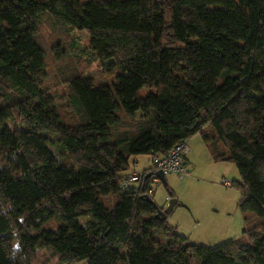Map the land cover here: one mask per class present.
I'll use <instances>...</instances> for the list:
<instances>
[{"label":"trees","instance_id":"16d2710c","mask_svg":"<svg viewBox=\"0 0 264 264\" xmlns=\"http://www.w3.org/2000/svg\"><path fill=\"white\" fill-rule=\"evenodd\" d=\"M42 16L84 31L113 79L58 68L68 119L45 85ZM195 134L239 172L245 239L192 242L149 177L120 186L131 157ZM39 250L62 264H264V0H0V264Z\"/></svg>","mask_w":264,"mask_h":264},{"label":"rangeland","instance_id":"374dc122","mask_svg":"<svg viewBox=\"0 0 264 264\" xmlns=\"http://www.w3.org/2000/svg\"><path fill=\"white\" fill-rule=\"evenodd\" d=\"M37 39L49 54L46 59L48 78L45 85L48 86L49 93L54 95L64 119L69 118L71 107L67 99L66 86L59 82L58 68L74 67L80 74L89 77L95 85L104 79L112 82L113 79L103 73V68L98 62H89L92 43L84 31L79 29L57 30L49 17L42 16ZM70 41L75 44L74 47L69 48ZM60 45L67 50V55L61 63L53 61L50 56L52 46L58 49ZM140 94L144 95L145 91L141 89ZM188 141L191 152L186 165L188 164L190 176L180 178L174 173L164 175L167 188L173 192L177 201L167 215L166 222L174 226L177 233L201 245H217L239 237L245 239L242 234L243 215L238 208L240 176L235 164L229 161L214 160L200 134L191 136ZM150 164L148 154L131 157L128 172H143L150 168ZM225 182L231 184L225 185ZM152 190L155 204L160 208L166 207L168 195L165 186L160 182L152 185ZM84 221V218H78L80 224ZM251 222L253 223L254 219ZM33 264L62 263L50 257L46 251L39 250ZM69 264H87V261H75Z\"/></svg>","mask_w":264,"mask_h":264},{"label":"built area","instance_id":"2783aa9c","mask_svg":"<svg viewBox=\"0 0 264 264\" xmlns=\"http://www.w3.org/2000/svg\"><path fill=\"white\" fill-rule=\"evenodd\" d=\"M189 153V147L186 141L176 144L169 152L166 154H160L158 152H153L150 154V171L160 170L165 173H174L180 178L188 176L189 172L186 168V156ZM144 172L130 171L126 173L120 180V186L122 189L129 190L132 187H139L141 182L144 180ZM150 182L148 185L147 192L152 194V185H157L160 183V180L151 175ZM225 185H230V182H225ZM168 200V197L166 198Z\"/></svg>","mask_w":264,"mask_h":264},{"label":"water","instance_id":"95a60500","mask_svg":"<svg viewBox=\"0 0 264 264\" xmlns=\"http://www.w3.org/2000/svg\"><path fill=\"white\" fill-rule=\"evenodd\" d=\"M151 175L156 176L163 185L166 184L165 179H164V174L162 171H160V170L150 171V172L145 174L144 179H147ZM176 202L177 201L175 198L168 200L166 207H164L163 210H161L159 212V213H161L162 217H165L167 214H169L171 212V210H172L173 206L176 204Z\"/></svg>","mask_w":264,"mask_h":264},{"label":"crops","instance_id":"0c3cea01","mask_svg":"<svg viewBox=\"0 0 264 264\" xmlns=\"http://www.w3.org/2000/svg\"><path fill=\"white\" fill-rule=\"evenodd\" d=\"M186 142H187V145H188V140H186ZM188 147H189V145H188ZM191 152V147H189V153ZM189 153L187 154V156H186V162L188 163L189 162V159H188V156H189ZM186 168H187V170H188V172H189V175L188 176H190V170L188 169V164L186 165ZM186 177V176H185ZM167 198V197H166Z\"/></svg>","mask_w":264,"mask_h":264}]
</instances>
